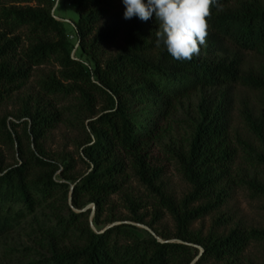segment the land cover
Returning <instances> with one entry per match:
<instances>
[{"label": "trees", "instance_id": "1", "mask_svg": "<svg viewBox=\"0 0 264 264\" xmlns=\"http://www.w3.org/2000/svg\"><path fill=\"white\" fill-rule=\"evenodd\" d=\"M0 0V24L9 33L22 27L28 29L30 45L17 58V37L7 38L0 31V100L6 91L19 89L30 77L33 67L55 62L61 66L60 77L50 75L41 81L46 94H80V109L87 111V143L81 150L82 158L92 169L81 176L73 186L72 207L81 209L82 197L96 204L99 215L109 195L119 189L116 182L122 166L115 155L131 157L135 174L157 193L176 225L174 239L159 240L154 236H140L131 225L117 224L103 231H94L88 220V211L76 212L68 204L69 186L57 181L69 180L74 164L61 167L50 159L39 140L59 120V113L49 109V104L37 101L24 113L28 118L25 134L36 148L23 147L18 138L19 159L6 164L0 155V239L8 235L28 216L37 219V212L50 210L54 224L37 223L39 244L49 253L37 264H191L199 254L192 244L202 251L195 264L215 259L224 260L243 253L250 240H264V229H233L227 235L209 233L205 237L190 230L191 223L217 209L226 198L223 183L229 172L234 151L228 139V110L223 96L214 105L201 103L202 120L196 126L189 151L180 159L184 177L192 190L179 203L165 195L155 183L160 170L148 163L143 148L146 131L130 114V100L142 103L146 97L156 105L169 106L179 96L199 87H218L239 81L242 76L236 60L227 57L197 55L190 61H177L164 45L155 59L142 55L152 45V18L142 21L130 19L126 27L125 45L113 58L101 62L97 56L98 45L112 35L94 32L97 24L122 0H72L79 14L75 32L82 55L90 58L89 64L72 55L74 44L63 21L52 13L54 0L36 1L37 5L5 6ZM147 2V0H145ZM221 10L211 8L210 29L207 40L212 45L223 39L247 51L264 53V5L259 0H218ZM67 81L68 84L63 83ZM104 96L102 109L95 113V94ZM259 139L264 138V123L249 120ZM3 139L14 138L4 124ZM32 139V140H31ZM93 141V142H92ZM247 148H251L245 143ZM264 159V155H261ZM206 202L193 206L194 202ZM64 209L67 214H64ZM134 221L143 222L140 216Z\"/></svg>", "mask_w": 264, "mask_h": 264}, {"label": "rangeland", "instance_id": "2", "mask_svg": "<svg viewBox=\"0 0 264 264\" xmlns=\"http://www.w3.org/2000/svg\"><path fill=\"white\" fill-rule=\"evenodd\" d=\"M259 1L264 5V0ZM1 2L5 6L37 5L36 1ZM124 11L123 3H115L95 28L94 32L102 33L112 30V35L98 45L97 56L101 62L115 57L125 45L126 27L130 19H124ZM52 13L63 21L67 29L74 44L72 55L89 64L90 58L82 55L78 49L74 26L79 14L72 0H54ZM150 21L152 23L147 29H150L152 37L155 36L159 25L155 16ZM0 31H7V38L17 37V58L31 43L26 27L9 33L0 24ZM162 46L163 44L157 46L154 40L152 45L142 51V55L155 59ZM199 55L236 60L242 78L230 85L190 90L173 100L169 106L156 105L146 97H142V103L137 104L129 99L132 118L148 135L143 145L148 163L154 169L160 170L155 183L160 185L165 195L176 204L191 192L192 185L183 175L180 159L189 151L194 130L202 120V101L205 103L203 108L207 104L215 105L224 94L223 105L228 110V139L234 151L228 175L223 183L226 198L219 208L194 220L190 230L205 237L209 233L227 235L236 228L264 229V159L261 157L264 155V138L259 139L249 123V120L264 123V53L240 49L227 39H223L216 47L210 39H206V44L200 46ZM60 70L61 66L55 62L35 66L28 80L19 89L6 91V95L0 100V130L5 124L15 140L11 144L7 136L6 140L3 139L0 131V155L5 159V165L15 163L19 159L18 138L23 140V147L35 150V143L30 142L25 134L28 118L24 113L27 108L37 104V101L49 104V109L59 113V120L39 140V144L44 148L46 155L61 167L68 162L74 164L69 180L62 179L59 173L55 177L57 181L68 184V204L72 207L73 186L77 179L92 169L91 164L81 155V150L87 143L88 113L80 109L81 99L78 92L46 94L42 90L41 81L50 75L59 78ZM63 83L68 84L67 81ZM95 101L93 111L98 113L103 107L104 96L95 94ZM245 143L251 148H247ZM115 160L122 166L116 180L119 189L108 196L98 221L94 222L96 204L88 197H82L81 209H72L76 212L88 211V220L94 231L100 232L117 224H128L140 236L151 235L159 240H175L176 225L173 217L161 204L157 193L148 189L135 174L131 157L117 154ZM205 202L206 200L202 199L192 205L197 206ZM65 213L67 214L66 209ZM134 216L142 217L143 222L134 221ZM37 223L54 224L49 209L39 210L35 220L28 216L14 231L1 237L0 264H37L42 256L49 255L39 244ZM192 246L199 250V254L191 262L195 264L202 247L198 244ZM200 264H264V240H250L240 255L219 261L210 259Z\"/></svg>", "mask_w": 264, "mask_h": 264}, {"label": "clouds", "instance_id": "3", "mask_svg": "<svg viewBox=\"0 0 264 264\" xmlns=\"http://www.w3.org/2000/svg\"><path fill=\"white\" fill-rule=\"evenodd\" d=\"M124 19L152 18L158 22L156 45H164L168 54L177 61H190L199 55L209 34L211 8L222 9L218 0H122Z\"/></svg>", "mask_w": 264, "mask_h": 264}, {"label": "water", "instance_id": "4", "mask_svg": "<svg viewBox=\"0 0 264 264\" xmlns=\"http://www.w3.org/2000/svg\"><path fill=\"white\" fill-rule=\"evenodd\" d=\"M57 19V18H56ZM72 191H73V189H72ZM103 231V230H102ZM171 241V240H170ZM174 241V240H173ZM175 241H180V240H178V239H175ZM193 245V244H192Z\"/></svg>", "mask_w": 264, "mask_h": 264}]
</instances>
